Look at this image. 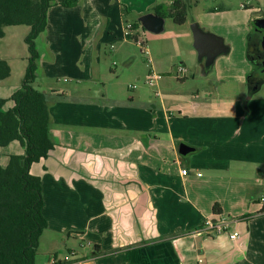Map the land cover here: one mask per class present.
Instances as JSON below:
<instances>
[{
  "label": "crops",
  "instance_id": "crops-1",
  "mask_svg": "<svg viewBox=\"0 0 264 264\" xmlns=\"http://www.w3.org/2000/svg\"><path fill=\"white\" fill-rule=\"evenodd\" d=\"M62 1L50 9L46 31L36 42L39 55L40 45L48 55L54 51L53 66L65 54L62 66L68 80L63 82L72 84L47 89L38 82L33 85L49 96L55 145L48 158L30 170L42 181L48 223L37 264L45 256L39 253L45 235L56 245L63 240L65 248L78 242L64 259L73 264H264V208L259 202L264 197V107L244 109L241 100L230 107L223 99L214 104L209 102L214 89L203 92L204 102L199 101L200 91L192 98L159 94L160 105L142 92L121 94V77H115L114 69L119 64L131 67L135 58L125 56L126 46L133 43L125 38L126 27L133 26L137 37L145 36L141 18L155 16L154 7L178 0H78L73 8L63 7ZM180 1L189 6L188 14L218 17L241 10L252 15L250 23L264 18L261 0H255L257 7L244 1L236 6L231 0H210L219 5L215 7L209 0ZM250 23L235 46L224 40L238 57L236 79L230 81L240 86L246 85L254 66L248 59ZM190 25L187 15L174 49L180 57L198 59ZM198 25L214 34L208 28L217 24L207 25L208 31ZM145 48L150 54L146 43ZM108 50L118 61L112 60L109 69L103 57ZM198 63L205 77L216 72L215 82L229 81L220 78L214 64L206 70L205 60ZM163 64L157 61L152 72H162ZM10 68V77L0 81L5 111L14 107L11 97L22 85L11 81ZM263 87L254 95L251 91L248 100ZM181 144L193 151L182 156ZM24 153L21 144L13 142L0 150V164L6 167L9 155ZM183 169L188 175L181 174ZM221 217L237 222L221 235L199 233L206 220ZM233 233H238L236 240L230 239ZM86 248H92L89 255L78 252Z\"/></svg>",
  "mask_w": 264,
  "mask_h": 264
},
{
  "label": "trees",
  "instance_id": "trees-1",
  "mask_svg": "<svg viewBox=\"0 0 264 264\" xmlns=\"http://www.w3.org/2000/svg\"><path fill=\"white\" fill-rule=\"evenodd\" d=\"M57 4L58 0H0V39L5 36V28H30L25 38L28 67L21 88L11 97L14 107L5 111L7 100L0 99V150L13 142H19L25 150L24 155H9L6 167L0 164V264H37L40 238L48 227L43 215L42 181L30 170L33 164L48 158L55 145L50 135L49 96L33 85L40 59L36 42L46 31L50 9ZM77 4L78 0L60 2L65 8ZM188 9L185 2L178 0L170 6H156L153 12L156 17L183 25ZM248 59L252 62L250 49ZM10 75V66L0 60V81ZM72 263L65 260L54 264Z\"/></svg>",
  "mask_w": 264,
  "mask_h": 264
},
{
  "label": "rangeland",
  "instance_id": "rangeland-1",
  "mask_svg": "<svg viewBox=\"0 0 264 264\" xmlns=\"http://www.w3.org/2000/svg\"><path fill=\"white\" fill-rule=\"evenodd\" d=\"M231 1L236 6L238 3H241V1H244V4H249L253 7H257L259 5L255 0ZM261 1L264 2V0ZM208 3V5L211 7L219 6L214 1L209 0ZM251 17V14L241 10L240 12H238L237 10H231L229 11V13H225L224 15L218 17L206 16L203 13L201 14V12L193 11L188 14V22L189 25L202 23L206 31H208L209 29L214 34L218 33L216 35L223 38V40H225V42L229 46H231L232 44L235 46L236 43H238L239 39L237 36H239L240 32H245V25H249ZM214 23H216L217 25L211 26L208 29L205 28L207 25H213ZM255 24L256 21L254 23H250V26L252 25L251 30L255 28ZM180 28L181 27L175 24L172 19L168 18L166 19L165 25L162 27L160 32L153 33L151 31L145 30V36H141V39L145 41L150 54L142 52V50L133 41V43H131L129 47L126 46L127 52L125 53V56L130 57L131 55H133L129 59H133V57L135 58L132 62L131 67L126 68V66L124 67L120 64L116 68L114 67V71L116 73L115 77H121L119 87V92L121 94H127L128 97L132 96L134 93L142 92L147 97L150 96V99L153 103L160 105L162 97H159L158 94H161L163 96L167 93H175L186 98H192L193 95L200 91L199 101L204 102V100H207L206 96H204V93L206 91H211V89H214L215 93L213 95V98L209 101L214 104H220V102H222L221 99H223L225 102L230 103L228 104V107H230L232 103H235V101L241 100L240 106L244 109H247L248 107L251 109L255 107H264V87L261 91L257 92V94L251 100H248L250 97L253 80L255 79L254 74L257 73V71L255 70L256 68L254 69V66L250 67V74L245 80L246 85H236V83L230 81V79H236L238 70V57L236 53L229 52L227 55L218 57L213 65V68L219 70L220 78H224L229 81L225 83H219L218 81L215 82L212 78L216 74V72L213 73V76L211 74V76L207 75L210 77H205L206 75L204 74V71L201 72V69L199 68L200 65L197 58H190L186 54L180 57V54L175 51V41L182 36L180 31H182L183 29ZM5 32L6 38L1 41L2 43H0V55L2 54V56L6 57L9 60L10 67H12L11 81L14 84H22L26 74V69L28 67L29 51L25 42V38L30 33V28L27 26H13L8 27ZM249 35H251V31ZM64 42L65 41H62V43ZM181 44L182 42H180V45ZM41 47L44 48V46L40 45V52L42 53V56L40 55V59L38 62L37 75L39 76H37L38 79H36V82H38V84H42V89L71 86V83L66 84L63 82L65 78L68 80V72L62 66V64L65 63V54L59 56L58 63L56 64V66H53L54 59L52 55L55 54L54 51L50 52L51 55H48V53L43 51ZM182 49H185L184 44L182 45ZM151 50L155 51L158 56H152ZM105 53L106 55H103V57L107 64V69L113 67L112 60L116 61V63L118 64V61L116 59L114 60L109 50L105 51ZM159 54H162V56H159ZM68 56L72 58L70 47L68 49ZM150 59L151 62H149ZM160 60L165 62V66L163 64V69L167 68L168 70L164 71V73L163 69L160 73L157 71V73L154 72L155 70L153 71L154 73L161 75V81H159L158 86L151 88L145 84V79H147L153 73L152 69L153 67H155V63ZM182 62L184 63V65L181 64ZM180 68H183V72L181 73L179 72ZM209 69L210 67H206V70ZM215 87H218L217 91L215 90ZM258 89L254 90L257 91ZM255 91L254 93H251V95H254ZM234 105L238 104L235 103ZM168 107L169 109H171V104H168ZM171 112L174 113V116H177L175 110H172ZM159 116H162L161 112L159 113ZM50 239L51 237L49 235H45L42 243L43 245L39 249V253L46 256L41 257V264H54L55 258L53 257L55 256L57 257V259H63L62 262H64L65 257L70 256V247L75 248L76 246H78L77 242V244L65 248V246H63V240L57 242L56 245L50 242ZM90 249L92 248H86L85 250L80 249L78 250V252L80 254L83 253L84 255H89L92 252V250ZM48 252H51L52 254L49 255L50 253L47 254Z\"/></svg>",
  "mask_w": 264,
  "mask_h": 264
},
{
  "label": "water",
  "instance_id": "water-1",
  "mask_svg": "<svg viewBox=\"0 0 264 264\" xmlns=\"http://www.w3.org/2000/svg\"><path fill=\"white\" fill-rule=\"evenodd\" d=\"M141 23L148 31L157 33L162 29L163 19L156 16L145 15L141 18ZM256 26L264 29V18L257 20ZM191 29L194 36V48L198 53V59L200 62L205 60L206 67H211L218 57L229 52L223 38L204 32L198 24H194ZM192 151L193 149L186 144L180 145L179 152L182 156H186Z\"/></svg>",
  "mask_w": 264,
  "mask_h": 264
},
{
  "label": "built area",
  "instance_id": "built-area-1",
  "mask_svg": "<svg viewBox=\"0 0 264 264\" xmlns=\"http://www.w3.org/2000/svg\"><path fill=\"white\" fill-rule=\"evenodd\" d=\"M125 38L126 39H130L131 41H133L141 50L142 52L146 53V48H145V41L143 39H141L140 37H137L134 34V30H133V26H127L125 29ZM179 72H183V68L179 69ZM161 80V75H158L156 73H152L146 80H145V84L151 88L156 87L158 82ZM135 88V87H133ZM159 96V94H158ZM181 174L183 176L188 175V171L186 169H183L181 171ZM201 174H198V176H200ZM260 204L263 206L264 208V197H262L260 199ZM264 213V212H263ZM236 220L233 219H228L225 217H221L218 220H211L208 219L205 221L204 227L203 229L199 232L200 234H216V235H221L224 234L226 232H228L231 229L232 224L236 223ZM238 238V233H233L230 234V239L231 240H236Z\"/></svg>",
  "mask_w": 264,
  "mask_h": 264
},
{
  "label": "flooded vegetation",
  "instance_id": "flooded-vegetation-1",
  "mask_svg": "<svg viewBox=\"0 0 264 264\" xmlns=\"http://www.w3.org/2000/svg\"><path fill=\"white\" fill-rule=\"evenodd\" d=\"M252 31V39H249V49L252 54V64L254 65V69L256 68L257 75L254 74L255 79L251 91L258 89L264 83V29L257 27L255 24V28Z\"/></svg>",
  "mask_w": 264,
  "mask_h": 264
}]
</instances>
